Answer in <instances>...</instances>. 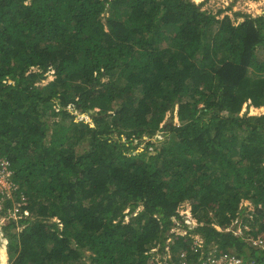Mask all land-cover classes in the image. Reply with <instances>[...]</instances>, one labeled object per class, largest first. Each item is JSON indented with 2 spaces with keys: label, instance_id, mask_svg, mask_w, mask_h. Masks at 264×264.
Listing matches in <instances>:
<instances>
[{
  "label": "trees",
  "instance_id": "obj_1",
  "mask_svg": "<svg viewBox=\"0 0 264 264\" xmlns=\"http://www.w3.org/2000/svg\"><path fill=\"white\" fill-rule=\"evenodd\" d=\"M203 3L0 0L10 264H152L162 240L195 254L193 235L264 264L225 232L249 200L264 237V15Z\"/></svg>",
  "mask_w": 264,
  "mask_h": 264
},
{
  "label": "rangeland",
  "instance_id": "obj_2",
  "mask_svg": "<svg viewBox=\"0 0 264 264\" xmlns=\"http://www.w3.org/2000/svg\"><path fill=\"white\" fill-rule=\"evenodd\" d=\"M196 4H202L203 2V10H207L208 12L212 14H218L219 12H222V15L229 14L230 16L234 17L236 13H248V14H253V15H264V0H258V1H245V0H193ZM261 56V53H260ZM50 80H52V77H49L47 81L43 82L42 84L45 85L47 84ZM104 81H107V79H104ZM247 112L246 107L243 110V113ZM264 113V107L258 108V109H249V114L250 115H260ZM74 115L77 117V121L85 120L90 123H92V117L90 115H84L81 113H74ZM172 117L169 114L166 118L167 123H171ZM174 122L178 124V119L175 117ZM162 134H158L155 136L153 139V143H156V146L159 147V141L163 140L164 138L162 137ZM149 141V138L147 136H144L142 140L140 141H135L134 145H138L139 143L143 144L144 146L147 142ZM151 151H154L152 148L150 149ZM154 153V152H153ZM0 161H4L1 160ZM7 164V163H6ZM11 172L5 169H0V193H6V197H9L10 199L13 198V193L16 189H14L13 181L11 179ZM190 203L185 202L181 204L178 208V211L182 215H186L187 217H190V214L192 215V211L190 208ZM4 208V199L2 198L0 201V211ZM254 206L249 200H242L241 203L239 204V209H238V214L242 213L241 216L239 217L240 221L236 225L237 231L240 230L242 231V235L245 236L249 235V237L254 236V233L257 230V225L256 223H253L251 220L252 215L254 214ZM142 209H138V211H141ZM248 211V212H246ZM250 216V218L248 217ZM247 216V217H246ZM12 217L11 212L9 211L7 215L4 217L0 216V264H10L9 262V255H8V240L4 237L3 229L8 223V219ZM192 220L193 215H192ZM244 220L245 225L242 226V222ZM127 221H129L127 219ZM245 233V234H243ZM162 243L158 242L156 244L160 245L162 248ZM168 242L165 241V245L167 246ZM160 247H157L158 249H161ZM220 250V249H219ZM3 251H5V254H3ZM161 253H158V255Z\"/></svg>",
  "mask_w": 264,
  "mask_h": 264
},
{
  "label": "built area",
  "instance_id": "obj_3",
  "mask_svg": "<svg viewBox=\"0 0 264 264\" xmlns=\"http://www.w3.org/2000/svg\"><path fill=\"white\" fill-rule=\"evenodd\" d=\"M257 109V108H252ZM254 210V209H253ZM248 212V211H246ZM20 213V205H18L14 212H11L12 218L17 219ZM239 213V212H238ZM179 214L186 219L190 220L192 224H197L196 221L192 220V215L187 217L186 215H182L180 212ZM242 213L237 214L235 220L232 222L225 232L233 233L235 237L244 238L247 243H249L254 248H264V237L255 238L254 236L249 237V235L245 236L242 235L241 228L237 231L236 225L239 223ZM25 216H29L27 212H25ZM247 217V216H246ZM194 219V218H193ZM245 225L244 220L242 222V226ZM171 233L183 234L186 235L187 233L178 230L172 229ZM192 239L194 240L193 244L195 245L194 248L196 250L195 254H191L190 252L181 251L175 255L172 252L171 247L169 244L171 243V239H168L167 246L163 249L160 245L155 246L150 251V256L153 260L152 264H260L256 259H248L242 256H239L233 251L228 252H221L216 245H206L205 240L200 235H193ZM160 247L161 249H158ZM158 253H161L158 255ZM196 255V256H195Z\"/></svg>",
  "mask_w": 264,
  "mask_h": 264
},
{
  "label": "clouds",
  "instance_id": "obj_4",
  "mask_svg": "<svg viewBox=\"0 0 264 264\" xmlns=\"http://www.w3.org/2000/svg\"><path fill=\"white\" fill-rule=\"evenodd\" d=\"M251 108H255V107H251ZM251 108H250V109H251ZM257 109H258V108H257ZM178 213H179V211H178Z\"/></svg>",
  "mask_w": 264,
  "mask_h": 264
}]
</instances>
